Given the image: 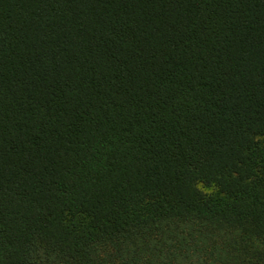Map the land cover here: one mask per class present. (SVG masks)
Segmentation results:
<instances>
[{
  "label": "trees",
  "instance_id": "1",
  "mask_svg": "<svg viewBox=\"0 0 264 264\" xmlns=\"http://www.w3.org/2000/svg\"><path fill=\"white\" fill-rule=\"evenodd\" d=\"M0 264H264V0H0Z\"/></svg>",
  "mask_w": 264,
  "mask_h": 264
}]
</instances>
